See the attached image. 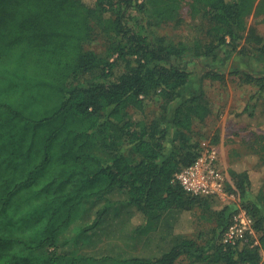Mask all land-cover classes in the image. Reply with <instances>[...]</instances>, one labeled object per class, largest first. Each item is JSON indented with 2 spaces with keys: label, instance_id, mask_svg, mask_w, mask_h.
Returning a JSON list of instances; mask_svg holds the SVG:
<instances>
[{
  "label": "trees",
  "instance_id": "trees-1",
  "mask_svg": "<svg viewBox=\"0 0 264 264\" xmlns=\"http://www.w3.org/2000/svg\"><path fill=\"white\" fill-rule=\"evenodd\" d=\"M186 1L0 0V264H64L50 249L84 202L114 191L126 193L146 225L182 214L184 232L193 209L212 200L186 194L173 179L201 153L191 139L212 111L204 80L233 75L256 86L231 114L235 122L254 118L264 95V73L255 70L264 36L247 21L264 23V0ZM184 4L201 24L199 37L175 42L152 31L176 22ZM97 39L104 53L86 48ZM234 54L258 63L226 75L224 61ZM190 62L201 66L193 93ZM146 101L158 102L162 116L150 118ZM96 134L113 154L110 164L87 151ZM257 144L260 168L264 145ZM238 165L223 173L225 190L251 218L254 236L235 246L217 242L211 253L185 237L158 258L120 263L264 264V180L257 186ZM229 205L219 212L217 237L233 214Z\"/></svg>",
  "mask_w": 264,
  "mask_h": 264
},
{
  "label": "rangeland",
  "instance_id": "rangeland-1",
  "mask_svg": "<svg viewBox=\"0 0 264 264\" xmlns=\"http://www.w3.org/2000/svg\"><path fill=\"white\" fill-rule=\"evenodd\" d=\"M146 22L147 20L141 19L139 27H145ZM247 25L248 28H253L257 35L264 36V23L260 19L250 17ZM151 28L157 35L168 37L175 42H186L199 37L202 33L199 21L189 17L187 4L183 5L176 22ZM86 48L99 54L104 53L106 46L102 39H97L87 44ZM257 63L248 62L247 59L241 60L234 54L224 61L225 74L227 75L233 68L248 71ZM260 65H256L255 70L256 73L262 74L264 62ZM188 67L193 71L194 78L199 76L200 64L190 62ZM194 78L187 93H193L196 89L194 83L200 82ZM202 83L212 111L204 123L195 125L191 140L200 144L201 152L211 147L217 149L221 172L226 174L227 169L240 164L238 166L242 170L248 168L254 173L258 179L256 185L259 186L261 180H264V166L257 167L258 157L254 154V149L259 146L257 140L264 145V95L256 104L252 120L235 122L231 114L243 107L258 88L244 83L233 75L226 76L223 82L204 80ZM160 106L156 101H146L145 112L150 118H159L162 116ZM103 140L102 135L96 134L89 142L87 151L110 164L113 154L103 149ZM226 204H230L229 208L233 214L238 206L241 207L235 200H209L204 209H193L189 218V231L179 234L183 236L175 239L169 232L178 212H173L172 215L164 214L156 227L146 224L138 226L133 219L137 211L130 204L126 193L114 191L109 195L84 202L80 217L50 251L54 250L62 257L64 264H70L72 260L74 263L79 261V264H121V260L158 258L174 246L178 239L187 237L201 247L206 246V252L211 253L217 242L221 243L222 235L217 237L219 230L217 220L220 210ZM261 209L264 216V208ZM93 223L96 227L90 231H82ZM186 263L184 258L181 264Z\"/></svg>",
  "mask_w": 264,
  "mask_h": 264
},
{
  "label": "built area",
  "instance_id": "built-area-1",
  "mask_svg": "<svg viewBox=\"0 0 264 264\" xmlns=\"http://www.w3.org/2000/svg\"><path fill=\"white\" fill-rule=\"evenodd\" d=\"M174 182L188 195L212 198L220 201H234V196L225 190V175L218 166L216 148L201 152L192 165L175 174ZM245 235L254 236L252 220L238 206L229 225L222 234L221 244L235 246Z\"/></svg>",
  "mask_w": 264,
  "mask_h": 264
},
{
  "label": "crops",
  "instance_id": "crops-1",
  "mask_svg": "<svg viewBox=\"0 0 264 264\" xmlns=\"http://www.w3.org/2000/svg\"><path fill=\"white\" fill-rule=\"evenodd\" d=\"M170 214V215H172V213L173 212H167V213H165V215L166 214ZM162 217H164V216H162ZM162 217H161V219H162ZM133 219L135 220V224L136 225H143V224H145V220H143L142 219V217L137 213V214H135V216L133 217ZM161 219H160V221H161ZM183 219H187L186 217H184L182 214H180V213H178V215H177V218H176V221H174L175 223L174 224H172L171 225V229H170V234L173 236V237H175V239H177V238H179V236H183V235H179V234H185L184 233V231H180V230H178V223H179V221H181V220H183ZM160 223V222H159ZM158 226V225H157ZM187 232V231H186ZM189 234H190V232H188ZM188 234V235H189ZM178 240H180V239H178ZM167 252V251H166ZM163 254V253H162ZM143 259H145V258H143Z\"/></svg>",
  "mask_w": 264,
  "mask_h": 264
}]
</instances>
